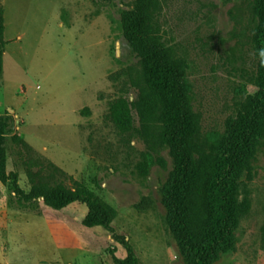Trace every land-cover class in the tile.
I'll list each match as a JSON object with an SVG mask.
<instances>
[{"label": "rangeland", "instance_id": "1", "mask_svg": "<svg viewBox=\"0 0 264 264\" xmlns=\"http://www.w3.org/2000/svg\"><path fill=\"white\" fill-rule=\"evenodd\" d=\"M17 7L26 21L21 29L32 30L31 43L22 41L18 66L13 58L5 62L11 64L14 86L31 85L29 92L44 104L41 114H48L51 121L40 127L38 136L64 134L58 156L70 159L76 177L53 163L65 176L52 177L46 166L49 160L13 144L7 163L17 174L19 187L28 190L33 180L70 188V177L115 210L112 228L132 246L139 264H189L166 224L163 199L172 170L168 151L141 133L132 105L142 88L141 69L120 26V14L131 9L132 2L0 0L3 25ZM153 22L164 45L185 64L191 108L199 118L196 143L206 153L222 155L229 121L260 90L264 74V40L254 0H158ZM9 32L8 27L7 38ZM90 78L101 84L83 91ZM118 99L129 103L131 127L126 132L110 118V107ZM75 108H80L82 121L79 138L73 141L67 138L71 133L66 124L79 119ZM59 112L65 124L54 126ZM0 116L10 117L13 135L11 113L4 110ZM143 197L152 206L139 212L134 206ZM238 201L242 213L232 234L234 247L211 264H264V137L254 147L249 171L239 183ZM9 206L17 214L6 223L0 207L1 261L35 264L59 254L64 264H112V254L125 257L102 228L82 225L87 212L82 204L59 211L45 208L39 200L11 201ZM48 225L64 227L60 248Z\"/></svg>", "mask_w": 264, "mask_h": 264}, {"label": "trees", "instance_id": "2", "mask_svg": "<svg viewBox=\"0 0 264 264\" xmlns=\"http://www.w3.org/2000/svg\"><path fill=\"white\" fill-rule=\"evenodd\" d=\"M131 9L120 14L122 37L139 59L142 88L133 108L141 133L168 151L172 170L164 190L166 224L182 255L189 264H211L234 247L233 231L242 210L238 201L239 183L249 171L253 149L264 137V74L259 91L243 105L226 128L222 155L209 154L196 143L199 118L191 108L185 64L166 47L153 22L158 0H130ZM258 23L264 40V0H254ZM3 20L0 17V75L2 73ZM110 118L121 132L131 127L129 103L118 99L110 107ZM12 134L11 119L0 116V183L7 186L18 202L41 200L43 205L59 211L71 204H82L85 228L100 227L125 252L119 259L111 255L112 264H139L125 237L115 233L112 222L115 210L78 181L68 188L62 183H34L24 192L17 174L6 173L5 142ZM12 144L40 156L15 135ZM43 166V165H42ZM46 166L52 177L65 174L52 163ZM42 169V167H40ZM152 206L143 197L134 208L143 212Z\"/></svg>", "mask_w": 264, "mask_h": 264}, {"label": "crops", "instance_id": "3", "mask_svg": "<svg viewBox=\"0 0 264 264\" xmlns=\"http://www.w3.org/2000/svg\"><path fill=\"white\" fill-rule=\"evenodd\" d=\"M14 11H11L12 14L10 17H5L4 20V32L2 36V42L4 43V52H8V55L5 56V53L2 54V73L0 75V115L4 113V110L8 113H11L15 126V132L13 135L17 136L21 139L25 144H27L30 148H32L37 154L46 158L51 163L56 165L57 167L61 168L67 174L75 177V172L72 171L73 168L70 166V159L69 160H62L58 156V151L63 149V145L61 140H64V134L58 135L53 134L50 138H40L38 136V131L43 124H47L49 116L48 114H41L42 109L44 108V104L42 102H38V99L35 93H30L29 90L32 88L31 85L23 87V86H14L12 82L13 71L11 73V64H6L5 61L9 58H13L15 61L13 63L17 65V59L21 58L20 51H22V41L25 40L23 45H28L31 43L30 40V33L31 31H24L21 27L25 24L22 21V17L19 16L21 14L22 8H14ZM23 24V25H22ZM61 25V24H60ZM8 27L10 29L9 36L8 34ZM12 60V59H11ZM14 65V68H17ZM13 67V66H12ZM47 75H45V78ZM95 78H90L88 81L84 83V87L82 88L83 91L89 89L92 85H99L101 83L94 80ZM37 89V87H35ZM49 102V101H47ZM91 102H93L91 97ZM59 106L56 108L58 109ZM80 108H75L73 112L79 116V119L76 122L67 123L66 131H69L71 134H67V138L72 139L73 141L79 138V130L78 125L82 121V117L79 114ZM59 115L56 119L53 120L54 126L64 125V118L61 117V112L58 113ZM29 128V130L27 129ZM61 136V137H59ZM13 146L10 137L8 136L5 142V153H6V164H5V171L6 173L12 172L7 163L8 159V148ZM66 146V145H65ZM68 147V146H67ZM76 178V177H75ZM24 192H28L26 188H21ZM18 202L17 199L14 197L13 193L9 190L7 186H3L0 183V207H4V217L5 221L10 222L12 218L17 213H12L11 209L9 208V203ZM20 203V202H18ZM24 203V202H21ZM40 204H43L41 200H39ZM27 204V203H24ZM44 206V205H43ZM46 208V206H45ZM48 208V207H47ZM33 214L32 212H29ZM35 215V214H33ZM50 227V235L53 241L56 243V247L60 248V245L63 242L65 237V230L63 226H49ZM9 229V225L7 228V232ZM10 231V230H9ZM9 235V234H8ZM117 244V243H116ZM53 252H51L52 254ZM47 256V255H45ZM43 256V257H45ZM48 257V256H47ZM3 261L0 260V264H10L8 263V258H2ZM123 259V258H122ZM39 261V262H38ZM35 264H64V260L60 259V255L58 254L57 257H51L49 259L42 258L36 260Z\"/></svg>", "mask_w": 264, "mask_h": 264}]
</instances>
